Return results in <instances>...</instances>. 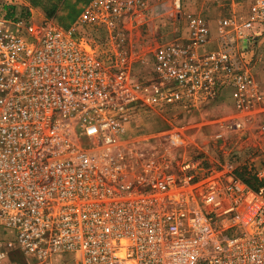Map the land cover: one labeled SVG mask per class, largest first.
<instances>
[{
	"label": "built area",
	"instance_id": "1",
	"mask_svg": "<svg viewBox=\"0 0 264 264\" xmlns=\"http://www.w3.org/2000/svg\"><path fill=\"white\" fill-rule=\"evenodd\" d=\"M17 1L0 0V230L16 238L0 235V264L14 247L27 264H264V153L252 187L231 164L125 150L135 111L203 109L226 89L235 109L264 111L251 73L264 0L213 25L188 14L186 34L153 51L148 85L125 33L145 0H90L66 29Z\"/></svg>",
	"mask_w": 264,
	"mask_h": 264
},
{
	"label": "rangeland",
	"instance_id": "2",
	"mask_svg": "<svg viewBox=\"0 0 264 264\" xmlns=\"http://www.w3.org/2000/svg\"><path fill=\"white\" fill-rule=\"evenodd\" d=\"M89 1L18 0L15 10L29 9V20L52 21L56 26L66 29L76 21ZM145 1V9L138 18L127 22L125 31L132 74L142 85H148L153 79V51L186 34L188 14L203 17L213 25L218 15L234 13L239 18L244 17L249 4V0H182V7L176 13L171 0ZM96 32L103 39V33ZM258 42L251 73L261 81L264 78V32ZM97 50H102L99 44ZM135 113L126 125L125 135L128 138L125 150L133 153L131 159L140 158V155L144 158L146 151H153L159 155L169 154L166 160L172 162L173 168L176 162L189 159L198 161L204 169L231 164L235 166L234 173L241 180L238 173L245 172L250 178V186L259 185L254 170L260 165L264 153V111L235 109L230 90H224L216 102L203 109L189 111L175 106L170 110L143 109ZM218 133L221 137L215 138ZM0 235L3 241L8 239L16 246L14 230L2 228ZM8 257L9 264H27L28 261L18 247L10 250ZM56 264L76 262L69 255H64Z\"/></svg>",
	"mask_w": 264,
	"mask_h": 264
},
{
	"label": "trees",
	"instance_id": "3",
	"mask_svg": "<svg viewBox=\"0 0 264 264\" xmlns=\"http://www.w3.org/2000/svg\"><path fill=\"white\" fill-rule=\"evenodd\" d=\"M8 9H9V8H8ZM10 9H12V8H10ZM238 175H239V176H240L245 182H247L248 184H251V183H250V178H249V177L247 178L245 172H239Z\"/></svg>",
	"mask_w": 264,
	"mask_h": 264
}]
</instances>
